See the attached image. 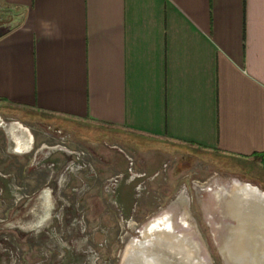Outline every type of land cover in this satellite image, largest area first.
Instances as JSON below:
<instances>
[{
  "label": "crops",
  "instance_id": "1",
  "mask_svg": "<svg viewBox=\"0 0 264 264\" xmlns=\"http://www.w3.org/2000/svg\"><path fill=\"white\" fill-rule=\"evenodd\" d=\"M0 6V103L90 142L129 135L264 173V0Z\"/></svg>",
  "mask_w": 264,
  "mask_h": 264
},
{
  "label": "rangeland",
  "instance_id": "2",
  "mask_svg": "<svg viewBox=\"0 0 264 264\" xmlns=\"http://www.w3.org/2000/svg\"><path fill=\"white\" fill-rule=\"evenodd\" d=\"M10 13L0 6V31L8 27ZM0 122V145L4 147L6 137L9 147L8 153L0 151V173L7 165L16 169L9 174L18 173L20 167L26 183L39 174L53 205L51 219L38 235L37 231L21 233V221L26 218L19 204L5 212L0 207V219L6 216L11 223L0 229V264H118L127 240L137 236L136 229L178 197L186 199L189 219L212 264H222L199 202L200 189L216 180L237 179L264 191L263 172L254 166L250 173L243 171L248 162L218 153L189 147L155 150L129 135L122 140L90 142L35 113L3 103ZM11 125L30 134L28 154L14 152ZM42 146L56 151L38 152Z\"/></svg>",
  "mask_w": 264,
  "mask_h": 264
},
{
  "label": "water",
  "instance_id": "3",
  "mask_svg": "<svg viewBox=\"0 0 264 264\" xmlns=\"http://www.w3.org/2000/svg\"><path fill=\"white\" fill-rule=\"evenodd\" d=\"M200 190L199 202L222 264H264V191L237 179L216 180ZM187 204L178 197L142 223L137 236L125 243L118 264H212Z\"/></svg>",
  "mask_w": 264,
  "mask_h": 264
},
{
  "label": "flooded vegetation",
  "instance_id": "4",
  "mask_svg": "<svg viewBox=\"0 0 264 264\" xmlns=\"http://www.w3.org/2000/svg\"><path fill=\"white\" fill-rule=\"evenodd\" d=\"M23 130L24 129L19 125H11V127L9 128L10 133L14 136V141L16 143L14 152L17 154V156H23L25 154H28L32 150L30 149L31 139L28 149H25V146L24 148L22 147V138H24L25 140ZM17 132L20 133V135L16 134ZM1 134L2 131H0V135ZM3 143L4 147L0 145V151L5 153V151H7L9 148L6 146V137L3 138ZM19 168H17L18 173L9 174L8 172H10L11 169L14 170L15 168L13 166L7 165L3 168L2 173H0V189L3 192L0 195V207L2 208L1 210L5 212L14 207V204H19V207L22 209V217L26 218L25 220L21 221V233L24 234L25 231H35L36 233L37 231L36 234L38 235L40 233L38 232V230L42 228L43 224H46L51 219L53 205L50 200V193L42 187L41 180L39 179V174H35L33 176L34 178L30 177V182L26 183V180L24 178L25 176L21 171L22 168ZM5 171H7V173ZM9 200H11L12 202H10ZM54 211L56 213L55 209ZM58 218L59 216L55 215V223L58 222ZM5 219L6 216L0 219V229L9 227V225H11V223Z\"/></svg>",
  "mask_w": 264,
  "mask_h": 264
},
{
  "label": "bare ground",
  "instance_id": "5",
  "mask_svg": "<svg viewBox=\"0 0 264 264\" xmlns=\"http://www.w3.org/2000/svg\"><path fill=\"white\" fill-rule=\"evenodd\" d=\"M23 135L25 136V140H24V138H22V147L24 148V146H25V149L27 148H29V142H30V139H29V136H26V134H25V131L23 130Z\"/></svg>",
  "mask_w": 264,
  "mask_h": 264
}]
</instances>
